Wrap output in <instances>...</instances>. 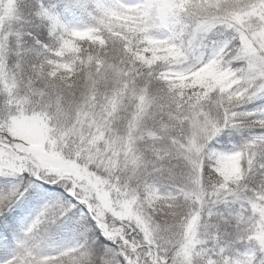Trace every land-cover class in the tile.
<instances>
[{
  "label": "snow or ice",
  "instance_id": "obj_1",
  "mask_svg": "<svg viewBox=\"0 0 264 264\" xmlns=\"http://www.w3.org/2000/svg\"><path fill=\"white\" fill-rule=\"evenodd\" d=\"M0 264H264V0H0Z\"/></svg>",
  "mask_w": 264,
  "mask_h": 264
}]
</instances>
